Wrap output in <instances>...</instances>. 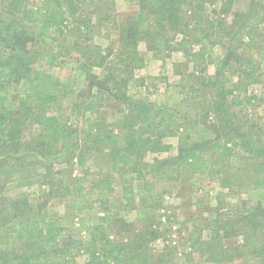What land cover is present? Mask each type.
Returning a JSON list of instances; mask_svg holds the SVG:
<instances>
[{
    "label": "trees",
    "instance_id": "1",
    "mask_svg": "<svg viewBox=\"0 0 264 264\" xmlns=\"http://www.w3.org/2000/svg\"><path fill=\"white\" fill-rule=\"evenodd\" d=\"M136 1L140 8L121 24L116 51L83 46L82 58L73 59L89 78L90 91L101 94L107 91L125 105L117 122L127 130L124 145L110 132L103 136L104 127L110 125L108 115L102 117L104 127L88 125L85 140L96 146L90 149L110 156L112 172L135 163L137 153L171 150V144L158 140L162 133L151 131L153 108L145 100L121 92L127 88L133 72L145 65L141 51H137L141 40L160 58L159 49L169 43L165 37L169 39L170 33H179L184 37L177 45L190 55L191 46L210 39L212 30L219 38L217 44H222L225 51L212 78L196 75L195 80L213 90L214 95H210L201 112L203 118L213 116V121L177 123L168 135L178 137V171L208 176L214 169L213 174L218 175L222 187L234 186L249 196L242 208L212 214L209 235L199 239L198 245L192 244V248L205 260L197 264H225L240 258L244 264H264V125L260 117L244 120L245 115L239 116L234 108L242 100L230 98L235 89L243 85L242 80L253 83L261 78L264 83V42L259 43L254 37L259 16L264 11V0ZM240 1L245 2L244 9L235 8ZM81 2L40 0L30 6L29 0H0V6L5 7L1 10L3 13L0 11V180L7 179L18 186L41 183L47 187L45 196L49 199L74 195L69 206L79 215L93 207L96 197H109L114 189L107 185L88 190L79 184L74 190L64 181L72 171L58 166L64 160L68 162V158L78 157L79 166L84 167L85 158L65 150L78 144L72 142L74 130L52 113L57 109L61 81L58 76L36 68L38 54L34 47L38 41L56 40L53 30L59 31L68 17L79 14ZM208 6L214 9L213 14L207 16ZM83 24L88 27L87 23ZM191 32L195 33V39L187 37ZM49 59L55 63L58 58L49 56ZM95 68L100 69L99 74L93 71ZM230 70L239 72L234 89L228 75ZM25 81L30 87L24 91L19 105L11 106L12 90ZM257 101V95L246 98L252 107ZM164 106L167 109V105ZM77 108L73 103V110ZM33 126L36 131L25 139V130ZM170 128L171 124L164 127L165 130ZM110 141L115 142L114 147L110 148ZM100 143L104 147H100ZM212 152L221 158L229 157V164L225 160L212 162ZM166 163L162 161L161 165ZM132 190L130 183L123 184L111 198H127ZM4 191L5 185L1 183L0 264H175L173 254L171 259L164 253L155 259L149 253L150 241L157 238L153 230L142 229L123 243L111 240L103 227H98L101 236L92 235L88 257L81 263L69 243V248L61 247L59 240L66 230L54 217L42 213L47 203L39 204V209L35 210L29 199L7 200ZM164 194H170V189L154 193L150 199L152 202L161 200ZM230 234L242 236V243L227 246L224 241ZM13 236L19 250L12 248Z\"/></svg>",
    "mask_w": 264,
    "mask_h": 264
},
{
    "label": "rangeland",
    "instance_id": "2",
    "mask_svg": "<svg viewBox=\"0 0 264 264\" xmlns=\"http://www.w3.org/2000/svg\"><path fill=\"white\" fill-rule=\"evenodd\" d=\"M39 1L29 0L30 6ZM245 6V2L240 1L235 8L244 9ZM139 8L136 0H82L80 13L68 17L59 31L53 30L52 34L57 37L56 40L38 41L34 47L38 54L36 68L58 76L61 81L57 109L52 113H56L62 123L74 130L72 142L78 144L73 149L65 150L85 158L84 167L79 166L78 157L68 158V162L64 160V163L58 166L59 169L72 171L64 181L74 190L79 184L88 190L109 185L114 189L113 193L109 197H96L93 207L85 214L79 215L69 206L74 195L49 199L45 196L47 187L41 183L18 186L17 183L5 179L0 180V184L5 185L4 196L7 200L27 198L35 210L39 209V204L47 203L42 213L54 217L57 224L66 230L59 240L61 247L69 248V243L76 260L81 263L88 257L87 249L92 235L101 236L98 227H103L104 233L111 240L123 243L132 239L138 231L149 228L157 237L149 243V253L155 259L163 253L167 255V259H171L173 254L175 264H197L205 260L192 248V244L198 245L199 239L209 235L214 213H227L231 209L242 208L249 196L247 193H241L237 187H222L217 180L218 175L213 174L214 169L208 176L202 173L188 175L178 171V137L168 135L177 123L184 125L190 121H213V116L203 118L201 114L206 101L211 98L210 95H214L213 90L203 87L195 77L198 75L212 78L215 73V66L225 51L222 44H217L219 38L216 34L211 30L210 39L201 44H193L190 55L177 45L184 37L179 33H170L169 39L165 37L169 43L159 49L160 58L155 57L156 51L147 49L145 40H141L137 47V51H141L145 59V65L133 72L127 88L121 93L134 99L145 100L153 108L150 118L153 123L150 125L151 131L162 133L160 138L155 139L159 138L161 143L171 144V150L137 153L135 163L112 172L110 156L90 149H96V146L91 145L90 140H85L88 125L100 124L104 127L102 117L108 115L110 125L104 127L103 136L110 132L124 145L127 130L117 122L122 117L121 108H125V105L114 99L112 93L90 91L89 78L77 68L78 63L73 62V59L82 58L83 46H100L103 50L116 51L121 24L125 20L127 22V17ZM3 9L5 7L0 6V11ZM213 9L214 6H208L207 16L213 14ZM231 18L229 15L228 19ZM259 22L258 28L254 30V37L259 43H263L264 11L259 16ZM83 23H87L88 27ZM206 26L204 23L203 27ZM190 34L187 37L195 39V33ZM57 43L60 45L57 46ZM49 56L58 59L52 63ZM93 71L100 73L99 68ZM237 73L239 72L232 70L228 72L233 89L239 78ZM260 79L259 82L253 83L242 80L243 85L239 90L236 88L230 98L239 102L242 100L241 104L234 108L239 116L245 115L244 120L260 117V123L264 125V83ZM29 85L25 81L12 90L11 106L19 105ZM250 95L258 96L255 107L246 102ZM73 103L78 106L75 110ZM164 105H167L168 110ZM158 124L159 127H156ZM166 124H171L169 130L164 129ZM35 131L34 126L27 128L24 132L25 139H29ZM108 145L110 148L114 147L115 142L110 141ZM99 146L104 147V144L100 143ZM212 153V162L225 160L229 164V157L221 158ZM162 161L167 163L161 165ZM163 172L166 173L165 177ZM128 183L131 184L133 192L128 193L127 198H111L115 190H121L123 184L128 186ZM163 189H170V194H164L161 200L152 202L150 196L160 193ZM242 241V236L230 234L224 242L227 246H232ZM12 244L14 250H19L20 246L14 236ZM225 264H244V261L240 258Z\"/></svg>",
    "mask_w": 264,
    "mask_h": 264
}]
</instances>
